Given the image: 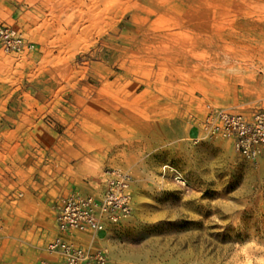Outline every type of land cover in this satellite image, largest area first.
<instances>
[{"label": "rangeland", "instance_id": "obj_1", "mask_svg": "<svg viewBox=\"0 0 264 264\" xmlns=\"http://www.w3.org/2000/svg\"><path fill=\"white\" fill-rule=\"evenodd\" d=\"M0 24L34 46L0 50V264L50 259L55 202L109 169L134 212L81 243L110 264H264V159L193 125L264 108V0H0Z\"/></svg>", "mask_w": 264, "mask_h": 264}, {"label": "built area", "instance_id": "obj_2", "mask_svg": "<svg viewBox=\"0 0 264 264\" xmlns=\"http://www.w3.org/2000/svg\"><path fill=\"white\" fill-rule=\"evenodd\" d=\"M34 46L12 26L0 24V50L24 56ZM201 136L232 141L237 154L250 162L264 159V108L251 114L208 106L202 117H194ZM175 179L185 184L181 175ZM94 192H70L54 204L57 233L46 246L50 259L40 264H110L107 250L83 245L82 235L99 236L130 218L135 209L134 180L124 170L104 171L91 182Z\"/></svg>", "mask_w": 264, "mask_h": 264}, {"label": "crops", "instance_id": "obj_3", "mask_svg": "<svg viewBox=\"0 0 264 264\" xmlns=\"http://www.w3.org/2000/svg\"><path fill=\"white\" fill-rule=\"evenodd\" d=\"M66 146H68V145H66ZM64 162L67 163V165H69V167L74 168V174L70 178V180H73V182H76V181L79 182L81 180L82 181L87 180V178L89 177L88 175L92 174L94 172V169H95L93 157H91V159H88L86 157H81V158H78L77 160L66 159V161H64ZM68 170H71V169L68 168ZM62 176H65V175H62ZM87 185L91 186L89 184H87ZM77 190H79L83 193L91 192V191L94 192V189L92 187L81 186V187H77Z\"/></svg>", "mask_w": 264, "mask_h": 264}]
</instances>
